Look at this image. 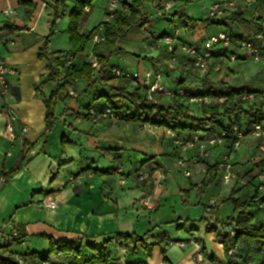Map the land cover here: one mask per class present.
I'll use <instances>...</instances> for the list:
<instances>
[{
  "label": "crops",
  "instance_id": "obj_1",
  "mask_svg": "<svg viewBox=\"0 0 264 264\" xmlns=\"http://www.w3.org/2000/svg\"><path fill=\"white\" fill-rule=\"evenodd\" d=\"M25 1H30L31 4L24 3ZM142 1L140 9L148 14L150 21L146 29L156 24L150 16L151 9V12L159 16L158 23L163 21L181 25V32L179 34L178 31L177 34L181 41L189 37L190 43L201 45L209 38L205 35L206 26L199 32L202 25L192 29L178 19L163 17L158 8L160 0ZM173 1L176 7L174 12H184ZM7 7L13 8L16 15L6 16L3 11ZM145 9H149V13ZM86 12L89 13V18L83 24L82 31H89L86 26L90 22L93 5ZM51 14L49 0H0V17L3 18L0 21V56L19 73L12 79V97L5 102L0 98V175L10 171L18 162L25 143L28 158L22 170L9 179L5 190L0 194L1 199L7 195H16L15 213L11 217L0 214L1 227L5 226L8 230L20 228L25 236L24 246L15 250L44 254L48 250L49 238L56 242L80 239L84 244L112 239L108 253L115 260L114 264H207L196 261L197 249L193 244L198 243L206 256L224 263V248L214 241L213 230L219 227L216 220L225 221L231 216L232 208L228 198L233 189L239 191L236 196L240 198L254 194L257 182L253 178L258 170L257 164L264 159L256 156L264 147H257L260 143L264 144V137H244L240 148L233 151L231 161L227 160L223 168L218 165L229 155L224 143L210 149L209 157L202 159L201 163L192 165L189 161L200 155L198 148L182 146L183 141L192 138L191 133L174 132L138 122H117L109 118L95 121L88 116V108L101 109L106 105L105 98L95 100L105 94V91H96L102 85V89L109 91L114 86L113 82H116L93 84L96 81L94 78L90 83L84 80L74 81L73 90L78 98L72 99L63 93L57 96V102L63 104V113L56 116L54 130L45 138L46 108L44 102L36 97L34 86L47 74L46 64L39 59L38 54L44 45L43 37L50 33ZM6 24L23 29H3ZM228 25L224 32L233 30L236 26ZM235 29L241 33L244 31ZM65 32L68 35L67 29ZM164 33L174 35L175 32L164 30L162 34ZM157 48L153 47L158 50ZM92 49L91 45L88 52L76 58L78 66L85 62H96ZM70 51L71 49L52 50ZM118 53L121 54V51ZM180 59L177 65L172 63L171 66L163 64L160 59H153L147 73L156 72L163 78V74L167 73L166 68H178L188 61L185 57L180 56ZM163 60H166L164 56ZM143 61L141 59L137 62L142 69L141 75L144 70ZM172 72L169 71L166 76H172ZM187 78L179 75L174 86L186 87L184 85ZM154 80L152 78L151 82ZM182 80L184 83L179 85ZM163 84L171 88L167 82ZM47 91H50L49 95L56 94L58 82H49L43 88L46 97ZM6 106H10L18 117L19 125L13 141L4 136ZM63 140L69 144L63 146ZM181 159H185L188 167H191L190 177L178 166ZM232 165L238 178L235 182L233 180L226 184L223 176L226 174V167L231 168ZM118 167L121 171H118ZM107 170H111V173H101ZM164 170L167 171L166 174ZM231 171L228 169L227 172ZM137 172L148 174L152 183H138L133 176ZM231 183V189H228ZM49 202H55L57 208H47L46 204ZM22 210L24 216L21 218L18 213ZM222 211L226 214L225 217ZM14 219L18 221L15 222ZM143 222L149 224L147 228L160 230L156 233L149 229L142 234L145 227H140ZM166 224L170 227L176 225L177 231L185 230L186 234L170 239L168 231H162ZM118 234L147 235V244L157 245L149 249L138 246L135 251L125 253L123 248L129 243L118 240ZM88 238H94V241ZM241 247L246 252L249 249L246 242H242ZM219 249L224 253L222 258L218 257Z\"/></svg>",
  "mask_w": 264,
  "mask_h": 264
},
{
  "label": "trees",
  "instance_id": "obj_2",
  "mask_svg": "<svg viewBox=\"0 0 264 264\" xmlns=\"http://www.w3.org/2000/svg\"><path fill=\"white\" fill-rule=\"evenodd\" d=\"M66 1L68 0H63L62 2L54 0V3L51 4L52 20L50 22V33L48 36L43 37L44 45L39 50L38 54L39 59L45 62L47 72V74L42 76L34 86L36 97L44 102L46 108L45 123L47 130L44 134L45 138L52 132L57 123V118L55 116L57 96L61 93L64 94L66 86L71 82L73 85L75 80H84L87 83L92 82L95 73L97 74V78L93 84L98 82L103 84L115 80L117 84L112 86L109 91L102 89L103 85L96 91L100 93L101 90L105 91V94L96 97L95 100L105 98L106 105L101 109L96 107L88 108V116H91L93 120L99 118V121L104 118L102 117L103 114H105L107 110H110L117 116V122H138L143 125L167 128L174 132H188L193 134L191 139L183 141V143L178 140L179 143H182V146L192 142L196 137L200 139L221 138V144H225L228 149L227 152H229L228 154L234 151L233 147L239 139V134L243 137H247L253 133L256 125L264 127V109L256 107L254 103L256 97L260 94L262 95L259 91H246L244 88H229L230 90H227L224 81L216 83L203 79L202 88L195 93H189L186 87L182 86L171 88L174 91L180 88L186 91L187 95L184 99L177 100L163 97L162 99H158L157 102H152L149 100L147 87H143L138 83L134 84L130 80L117 78L115 76V71L118 68L111 66L113 54L117 51H122L121 46L125 40H127L131 32H139L147 26L148 20L143 16L140 9V5L143 2L142 0H132L131 2H124L122 0L125 6H127L128 12L121 10L117 11L115 17L111 21H104L92 31H82V26L89 18V13L86 12V9L92 6L94 0H71L74 3V7L69 12V26L67 28L71 51L69 53L52 52L50 49V39L55 34L57 20L68 13L65 5ZM165 1L166 0H160L158 5L159 9L162 10ZM24 3L31 4L30 1H25ZM262 4L264 3H260L259 6L255 5L260 15L254 19L248 18L250 14L248 15L247 13L250 12H247L246 14L235 13L226 20L206 18L199 22L207 25H224L226 27H229L228 24L237 25L244 30L242 33L233 30H227V32L233 37L243 40L248 37L251 32L260 29L261 22L264 21V5ZM164 16L178 19L183 25H188L192 29L200 25L198 21L190 19L182 11H175L169 15L164 14ZM100 28L103 29L104 40L93 45L92 49V56L97 62V68L93 67L92 62H85L82 66H78L76 58L86 53V50L92 43L93 35ZM3 29L20 31L23 28L6 24ZM167 35L172 34L164 33L158 35L157 39H162ZM151 43H154V41ZM228 53H230V51L223 48H216L213 50L214 57L217 58L229 57ZM166 55L167 54L163 52L161 57H165ZM70 57H73V61L71 65H68ZM244 60H247L246 57L240 56V61ZM193 69L195 68L192 65L182 64L176 69L172 68V71L179 72L180 75L185 78H191L193 76ZM60 78L62 82L58 83V92L52 94L50 97H46L43 93V88L49 82H57ZM183 83L184 80L179 82V85ZM244 93L254 94L255 99L248 105L240 101L233 102V98ZM66 96L68 97L69 95ZM205 97H225L227 100L224 104L207 105L203 111L201 110L200 114H193L192 111H194V108L186 104L187 101L193 98ZM70 98L73 99V97ZM164 99H168L169 103L165 104V101H163ZM91 109L95 110V115L90 113ZM234 127L237 128V131ZM19 129L21 131L22 127L20 126ZM66 142V140H63L64 146ZM26 145L25 143L16 165L10 171L3 174V177H5L7 181L19 172L24 165L27 158V154L25 153ZM120 167H118V171H121ZM257 169L260 170H257L253 178V181L257 182L254 194L240 198L236 196L239 191L233 189L228 198L233 205L231 216L225 221L216 220L220 228L216 227L213 230L215 232L214 241L223 246L226 254V261L224 263L215 261L205 255L212 262H217L219 264H264V182L262 183L258 180V176L264 173V159L257 164ZM101 173L109 174L111 170L101 171ZM140 174L142 173L137 172L134 173L133 176L136 179ZM228 226H233V236L229 235L227 231ZM12 230H16L23 235L20 228H14ZM24 237L23 235V239ZM146 238L147 235H117L118 240L129 243L127 251H135L138 246L142 249H149L157 245H148ZM88 239L94 241V238ZM48 241V251L45 254L39 255L30 251H16L15 248H18L17 246H1L0 264H19L17 260V256L19 255L23 256L26 261L32 264H40L52 260L50 259L51 255H55L58 258L52 260L58 264H114L115 261L112 259L110 253H108V246L112 242V239H107L99 243L87 244L86 246L83 240L80 239L56 242L49 238ZM242 242L248 244L249 252L243 250L241 247ZM230 251H232L231 255L229 254Z\"/></svg>",
  "mask_w": 264,
  "mask_h": 264
},
{
  "label": "built area",
  "instance_id": "obj_3",
  "mask_svg": "<svg viewBox=\"0 0 264 264\" xmlns=\"http://www.w3.org/2000/svg\"><path fill=\"white\" fill-rule=\"evenodd\" d=\"M260 3H264V0H214L210 1L208 5L204 6V10L206 12V18H212L216 20H226L227 18L233 16L235 13H247L249 15L248 18L254 19L257 18L260 13L258 8H255V5H259ZM264 5V4H262ZM175 6V2L173 0H166L163 8L161 10L162 14H170L171 10ZM128 12L127 6L122 2V0H108L107 10H106V18L105 21H111L117 11ZM6 16H15L16 11L11 8H7L4 12ZM174 28L176 29V33L173 35H167L159 41L162 43V46L166 48L167 54L172 58V63L178 62L181 57H185L188 59L186 64L192 65L196 70L203 72L204 75H208L209 73L217 74L222 71V64L224 61H240V56L250 58L253 62L258 63L264 59V21L261 22L260 29L251 32L248 37L243 40L233 37L229 32H221L218 35L211 36L210 38L203 41L201 45L197 43H188L182 42L179 39L178 27L177 24L174 23ZM158 35H153L151 37L156 39ZM104 40L103 29L100 28L92 37V45L98 44ZM216 48H223L230 51L228 53L229 57H214L213 50ZM179 59L177 60V58ZM73 57H70L68 60V65L72 64ZM97 62L93 63V67L97 68ZM19 75L18 70L9 65L1 56H0V98L3 102H5L9 97H12V79ZM115 76L117 78H123L130 80L134 84H140L143 87L148 88V97L152 102L158 101V96L167 97L171 99H184L186 97V91L182 88L174 91L171 88L166 87L162 84V75L159 73H146V75H141L139 73L131 74L128 70L117 69L115 71ZM155 80L151 82V79ZM58 83L62 82V79L57 80ZM65 95H69L70 97L77 98L78 94L72 88V82L66 86V90L64 91ZM255 95L252 93H244L240 96H236L233 98V102H243L245 105L251 103L252 100L255 99ZM227 98H213V97H205V98H193L190 99L193 103H202L205 105L212 104H224ZM6 115H5V130L4 136L9 140H15V136L18 128V117L12 111L10 106H6ZM90 113L95 115V110L91 109ZM104 118H110L113 121H117V116L107 110L105 114H103ZM99 118L94 119L98 121ZM237 131V128L234 127ZM252 136L257 138L264 137V127L261 125H256ZM243 136L239 134V139L234 144L233 150L237 151L243 141ZM221 138H204L200 139L196 137L192 142L185 144V147H197L200 155L193 157L189 163L192 165H196L201 163L202 159L208 158L210 155V149L215 148L219 144H221ZM230 155V154H229ZM228 160V156H225L223 161L218 165L220 168L224 167V163ZM178 166L184 170V173L187 177L191 176V167H188V162L186 160H179ZM230 169L229 166L226 167V174L223 176V180L226 184L232 182L236 176L230 172H227ZM165 174V171H164ZM258 180L260 182H264V173L258 176ZM136 181L138 183H144L145 185H150L152 180L148 176V174H140ZM7 179L5 177L0 178V188L7 183ZM262 189V188H261ZM49 209H56L57 204L55 202H49L46 204ZM227 231L230 236L234 235L233 226H228ZM24 245L23 235L16 230H8L5 226L0 227V247H9V246H19ZM195 247L197 249L196 261L198 262H206L207 264H219L217 262L210 261L204 254L202 247L200 244L195 243ZM123 251L126 253L127 246L123 248ZM232 254V251L229 252ZM17 260L19 264H32L31 262L26 261L23 256H17ZM40 264H58L52 260H48L42 262ZM160 264H165L161 262Z\"/></svg>",
  "mask_w": 264,
  "mask_h": 264
},
{
  "label": "rangeland",
  "instance_id": "obj_4",
  "mask_svg": "<svg viewBox=\"0 0 264 264\" xmlns=\"http://www.w3.org/2000/svg\"><path fill=\"white\" fill-rule=\"evenodd\" d=\"M49 1L51 4L54 3V0H49ZM58 1L62 2L63 0H58ZM175 1H176L177 8H182L184 13L190 19L199 22V21L206 19V12L204 10V6L208 5L210 1H214V0H175ZM107 4H108V0H94L93 1V3H92L93 12H92L90 22L86 26L87 30L92 31L93 29L97 28L105 20ZM65 5H66L68 13H67V15L59 18L56 22L55 34L50 39V49H52V50H70L71 49L69 36L65 32V30L69 26V12L74 7V3H73V1L68 0L65 2ZM7 8H11V7H7ZM173 8L174 9L171 10V13H173L174 10H176L175 6ZM11 9L14 10L13 8H11ZM5 10L3 12H5ZM148 10L145 9L146 12H148ZM141 12H142L143 16H145L147 18V20H148L147 24H148L150 22L148 17H147L148 14H144L142 10H141ZM149 12H150L151 18L156 23L155 26L152 28H149L150 30L144 28L143 30H141L139 32H134V31L131 32L129 34L127 40H125V42L121 46V49H122L121 54L118 53L120 51H117L113 54V56L111 58V66L124 68V69L128 70V72H130L131 74H136V73L140 74V71L142 69H141V67H139L137 62H139L141 59H143L144 60L142 62V67H144V70L142 73L143 75H146L148 70L151 68L150 65H152V61H153L152 59H155V60L160 59V61L163 62V64L171 66L172 58L170 57V55L167 54L166 48L164 46L162 47V43L157 38L153 39L154 43H151L152 42L151 37L153 35H161L162 31H164V30H169L172 33L173 32L176 33V29L174 28V24H167L163 21H162V23H158L157 20H158L159 16H157V14L154 13L153 11L151 12V9L149 10ZM162 16L164 17V14H162ZM2 20H3V18L0 17V21H2ZM198 24L202 25L198 29L199 32H201L202 30L205 29L204 26L207 27L205 35H206V37H209V38L211 36L218 35L222 31L224 32L226 29V26H224V25H218V24L207 25V24H204L202 22H199ZM177 27H178V31L180 34L181 29L179 27H181V25H179V23H177ZM235 27L238 29H241L236 25L232 28L233 31H235V32L237 31V29H235ZM246 33H248V32H246ZM186 39L187 40L182 41V42H188V43L191 42L189 37H186ZM91 45H92V43L90 44V47H91ZM155 46L158 47L157 48L158 50L153 49V47H155ZM92 47H93V45H92ZM86 51L88 52V50H86ZM0 52H2V49H0ZM160 52H161V54H163V52H165L167 54L165 56L166 60H163V57H160ZM178 59H179V57L177 58V60ZM246 59L247 60L239 61V62L224 61L222 64L221 73H217V74L209 73L208 75H204L203 72L198 71L196 69H193V76L191 78H187L184 86H186V89L188 90L189 93L190 92L195 93L202 88L203 79H207L211 82H216V83L224 81L226 84L225 87H227V90H230L229 88H231V89H242V88H244L246 91L247 90L248 91H259L262 93V95L260 94L258 97H256V99L254 100V103H255L256 107H258V108L260 107V108L264 109V59L258 63L253 62L250 58H246ZM179 60H181V59H179ZM176 63L177 62H175L174 65H177ZM171 70H172L171 68L170 69L166 68L167 73L163 74L162 80H164L163 82H165V83L167 82L171 88H174L175 87L174 82H175V80L178 79L180 73L173 71L172 72L173 75L167 77L166 75H168V72ZM93 77L97 78V74L95 73ZM163 82H162V84H163ZM113 84L115 86L117 84V82H113ZM163 85H165V84H163ZM72 88L74 89L73 85H72ZM46 94H47V97L51 96V95H49L50 91H47ZM162 98H163V96L162 97L158 96V99H162ZM163 101H165V104L169 103L168 99H164ZM186 104H189V106H193V108H194V111H192L193 114H200L201 110L203 111L204 108H206V106H207V105L202 104V103H193L191 101H187ZM1 107L2 106L0 103V110H1ZM62 113H63V104H60L59 101L57 102V100H56L55 116H60ZM65 144H69V143L66 142ZM260 147H264V144L260 143L257 148L259 149ZM232 153L233 152H231L230 155H232ZM230 155H228V161L229 162L231 161ZM256 156L258 158H264V150H261V152L259 154H257ZM18 160H19V157H18ZM27 160H28V158H26L25 163L27 162ZM16 163L14 164V166L16 165ZM23 167H24V165L22 166V168ZM22 168L19 170V172L22 170ZM213 168L214 167H212V169ZM231 169H232V171H231ZM258 170H260V169H258ZM230 171L232 174H234L236 176V178L234 179V182H235V180L238 178V173H237V171L235 172L233 170V165L231 166ZM166 173H167V171H165V174ZM1 177L2 176L0 175V178ZM5 185L1 187V191L5 190L4 189L6 187ZM231 185H232V183L230 185H228L227 188L229 189L231 187ZM228 189H227V191H228ZM1 191H0V194H1ZM15 199H16L15 194L7 195L5 198L3 197L2 199L0 198V214L3 217L6 215H9V217H11L15 213V211H16V206L14 204ZM205 200H207V198ZM230 205H231V208L233 211V205L232 204H230ZM221 213L224 215L223 217L226 216V214L223 211ZM192 214H194V213L192 212ZM18 216H20L21 218H22V216H24L23 210L18 213ZM205 216L209 217L207 213H205ZM14 221L16 222L18 220L14 219ZM142 224L143 225H141L140 228H142L143 226L145 227L144 230L141 231L142 234L145 233L143 231H147L149 229L150 230L152 229V232H156V231L160 230V229H158V230L153 229L152 227L147 228V225L149 226L148 223L143 222ZM0 227H1V225H0ZM163 229L165 231H168L170 239H177L178 237H183L186 234L185 230H178L177 231L176 225H173L172 227H170L168 224H166L162 227V231H163ZM84 245L86 246L87 244H84ZM193 245L195 247V244H193ZM23 246L24 245H19L17 247L22 248ZM47 247L49 249V246H47ZM219 250L220 251H218V257L222 258L223 257L222 255H224V253L221 251V249H219ZM47 251H45V252H47ZM55 258H57L55 255L50 256V259H52V260H54Z\"/></svg>",
  "mask_w": 264,
  "mask_h": 264
}]
</instances>
